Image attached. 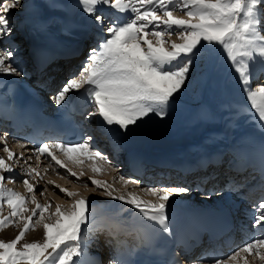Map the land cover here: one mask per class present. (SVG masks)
<instances>
[{"label": "snow or ice", "instance_id": "6c2138e0", "mask_svg": "<svg viewBox=\"0 0 264 264\" xmlns=\"http://www.w3.org/2000/svg\"><path fill=\"white\" fill-rule=\"evenodd\" d=\"M77 6L89 16H95L94 24L101 39L88 50L79 74H73L52 97L57 107L71 93L83 89L86 105L92 109L85 119L97 117L101 127L126 134L151 115L161 119L167 116L168 106L186 85L197 61L209 66L220 62L240 86L250 110L264 121V83H257L255 89L251 86L254 66L259 63L264 69V0H77ZM21 7L22 0H0V43L12 36L11 13ZM98 7L114 10L126 22L113 20L103 27L105 17L96 14ZM14 57L11 47L0 48V75H23L13 63ZM92 139L88 135L75 144L58 140L40 143L33 153L37 162L42 157L50 158L47 167L53 168L61 179L68 176L79 182L84 171L77 173L68 163L78 165L91 160L93 172L102 170L98 161L110 164L106 156L91 147ZM7 141L5 132L0 135L2 151L7 155V160L0 157V231L22 226L13 239H0V264H77L76 258L84 255L82 240L84 229L92 219L91 201L49 179L47 185L71 200L66 210L56 204L55 210L50 211L51 201L41 204L37 199L43 176L31 165L23 176L36 183L23 178L20 182L24 193L5 187V181L17 182L14 168L8 162L27 163L24 152L17 156ZM15 144L20 149L27 148L19 139ZM60 169L64 170L63 174ZM88 180L95 189H103L101 195L135 209V216L141 222H151L149 227L168 236L172 235L169 215L172 200L177 194L192 191L185 186L141 188L156 197V202H152L131 192L127 196L113 195L114 190L107 183L91 176ZM120 180L124 186L139 185V181L122 175ZM84 186L87 188L88 184ZM45 191H39V196H44ZM29 203L34 207L29 208ZM5 206L9 210L7 215L3 214ZM254 209L252 228L258 230L255 236L227 255L211 257L210 264H256L257 261L264 264V199ZM37 226L43 229L42 242H24L26 233ZM108 264L121 262L110 259ZM190 264H207V261L200 257Z\"/></svg>", "mask_w": 264, "mask_h": 264}, {"label": "rangeland", "instance_id": "374dc122", "mask_svg": "<svg viewBox=\"0 0 264 264\" xmlns=\"http://www.w3.org/2000/svg\"><path fill=\"white\" fill-rule=\"evenodd\" d=\"M74 1H77V0H59V2L56 3L52 7V5L56 1L54 2L53 0H41V3H39L40 5H33L32 6L31 12L35 15L36 10L38 8L42 7L43 10L48 11V12H59V13L65 14V8L67 7L66 5H68V7L72 8V9H74L72 4H67V3L74 2ZM25 3H27L29 5L27 7L28 9L26 7H24ZM32 3H34V4L38 3V0H22V7L20 9L14 10L11 13V24L13 25V28H14L13 33H19V30L22 27H24L26 16H27L26 20H28V17L30 18L29 13H27V15H25V14H26L27 10H29L30 4H32ZM75 13L77 16L81 17V14L78 11L75 10ZM176 14L182 15L181 12H177ZM83 17H84V20L86 19L88 24L94 22V19H95V16H89L88 14L86 16L84 14L82 16V18ZM92 17H93V19H92ZM37 18H39V17H37ZM82 18H80L81 21H82ZM32 19H34V18H32ZM52 19L56 20V22H58L60 24L63 22L62 16L58 15L56 13L52 14ZM64 19H65L64 26L67 27V31L74 32L76 30V27L78 28V26L71 27V25L69 23L70 20L66 19V14H65ZM36 22L41 23L39 21H36ZM69 27H71L72 29ZM71 30H74V31H71ZM80 35H81V33L76 34L75 38L79 37ZM173 37H175V36H173ZM173 37H172V39L175 40L176 37L175 38H173ZM255 66H254V70H253V83L251 85L254 89H255L257 83H264L263 82L264 81V79H263L264 78V73H263L264 69H262L261 66L259 67L258 64H256ZM228 87L233 89L234 93L231 90H230L231 91L230 92ZM232 94H234V95H232ZM241 98L244 99L243 103H242ZM173 101L175 103L173 102L172 105L170 103V105L168 106V110H169L168 113L170 112L169 114H171V115L167 114V116H165L163 119H161L157 116H155V117L150 116V117L146 118L143 122H141L139 127H132L133 130H135V131L133 132V135H131L132 136L131 139L140 138L141 140H144V142L147 143V141L149 139H152V137L156 138V133H157L158 139L154 140V141L160 142L158 140H161L164 142H171V141H173V139H170V137H172V135H174L177 132V130H172V128L176 129V127L178 126V127H180L179 130L186 131L185 126L187 124H185V126H184V124H181V120H182L183 116L185 114L190 113L187 115V120H189V118L191 116H194V118L196 119L197 115H195V114L197 113L200 115L199 117L202 118L201 119L202 122L196 124L193 127L190 135L177 136L174 138V141L181 139V138H189V139L182 140L179 143L174 144V145H170V146H172L174 149H177L181 143L186 144L187 142H192V141L202 142L204 138L199 137V135H196L199 131L203 132V131H206L209 129H216L220 126V124L221 125H227V127H229V126H231L232 120H233V122H232V126H233L235 123L234 122L235 118H232L231 113H234V112L236 113V111L239 112V110L242 108V106H245L248 104L246 102V97H245L244 93L242 92L240 86L237 84L236 80L233 79L231 74L228 72L226 65H224L220 62H217V63L213 64L212 66H209L204 61H197V63L193 66L186 85L177 95H175ZM170 106H172L174 108L177 106V108H176V110L171 111L172 107H170ZM247 107L249 108L250 105H248ZM247 107H246V109H247ZM244 111H245V109L243 108L242 112H244ZM202 113H203V115H202ZM225 115H227V118L225 117ZM237 118H238V116H237ZM230 119H232V120H230ZM187 120H186V122H187ZM169 121H171V122H169ZM259 121H261V120L259 119ZM190 123H191V121H190ZM261 124L264 125V121H261ZM210 126H214V127H210ZM226 129L229 130L228 128H226ZM139 131H142V133L139 134L138 133ZM178 134H181V132H179ZM137 136H138V138H137ZM190 137H192V138H190ZM154 141H149V143L154 142ZM137 142L139 143L140 141H137ZM211 142H214V141H211ZM218 144H220V143H218ZM0 156L5 158L4 152L2 153V155L0 154ZM10 164H12V163H10ZM17 166H19V165L17 164ZM17 166H16V168H17ZM25 166H28V162L25 163ZM15 171L21 175L18 178L23 177V173L21 174V172H19L18 170H15ZM16 172H14V173H16ZM45 175L47 177H50V178L42 179V180H44L43 181L44 183L41 181L42 184H40L38 187L37 199L39 200V202L41 204H44L48 201H51L52 207H51L50 211L53 210V207H54L53 205H56V204H60L62 206L64 205L65 208H67V205L69 203H71V200L65 198L64 196H57L58 193L55 192L56 189H54V187H52V188H49V186L47 187L45 184V181H47L51 178H54V176L52 175V173H50L48 171L45 172ZM97 176H100V177H98L100 181L104 180L105 183H107L108 185L111 186L110 190L119 191V193H121V194H127V193L131 192L133 194H136L142 200L144 199L145 201H156L155 197L151 196L150 194H147L144 191H141L140 188H137L133 185L132 186L131 185L124 186L121 183L122 181L117 180V178H112L111 174L108 177V179H109L108 181H106V179H104L103 176H105V174L103 172L99 173V175H97ZM101 178H102V180H101ZM56 179L57 180H54V181L57 184L61 185L62 187H65L67 189L71 188V185L67 186L68 185L67 183H64L62 185V182L59 181L60 179L59 178H56ZM20 181L21 180L17 181L16 183H8L7 181H5V187L12 188L14 191L24 193L23 187H22L23 185ZM58 182H60V183H58ZM67 182H69V181H67ZM76 186H77V184H75V186H74V191L78 192L79 195L84 194V192H86V190H89V189L91 191H94V193L91 194V198L94 197V199L97 202H100V206L94 207V209L100 210L101 213L106 212V208H107L108 204H111L114 201L107 196L101 195L103 190L95 189L94 186H92L91 184H89L88 187L85 189H84V187H85L84 185L81 187H79V186L76 187ZM45 189H48V190L45 191ZM39 191H45V195L39 196V194H38ZM186 200L188 201V199H186ZM105 201H108V202L105 203V205H104ZM121 206L122 207L119 209H122L126 205H121ZM28 207L32 208V204L29 203ZM7 211H8V209L5 206V208L3 210L4 214H7ZM21 226H22V224L19 225V227H17V225L10 226V230H12L13 232H18L19 228ZM85 230L86 229H84V232H85ZM30 231H32V230H30ZM27 233H26V235H27ZM101 237H102L101 234H97L96 228H91V230H89V231L87 230L83 235V239L85 238V240H87V241H88V239H89V241H91L93 239V244H94V242H98V239ZM94 246H92V247H94ZM92 247L89 246V249H88L89 252H92V250H91ZM93 249H95V248H93ZM77 264H78V262H77ZM88 264H91V263H88Z\"/></svg>", "mask_w": 264, "mask_h": 264}, {"label": "bare ground", "instance_id": "6f19581e", "mask_svg": "<svg viewBox=\"0 0 264 264\" xmlns=\"http://www.w3.org/2000/svg\"><path fill=\"white\" fill-rule=\"evenodd\" d=\"M55 3L52 5V7L56 4V3H58L59 2V0H53ZM75 2V3H74ZM74 2H69V3H67V4H72L73 5V7H74V9L76 10V11H78L80 14L82 13V10L80 9V7H78L77 6V1H74ZM29 5L27 4V3H25L24 4V7H28ZM67 7L65 8V14H66V19L67 20H70V25H71V27H76V26H78V22H80L81 20L79 19L80 17L79 16H77L76 15V13H75V10L74 9H72V8H70V7H68V5H66ZM25 8V9H26ZM28 9V8H27ZM55 13H59V12H55ZM108 14V12H102V15H107ZM13 15V14H12ZM33 17L32 16H30V18L28 17V21H32V20H34V19H32ZM13 26V25H12ZM71 27H69V28H71ZM79 29H80V27H78ZM24 29H25V25H24ZM72 29V28H71ZM71 31H74V30H71ZM98 31V30H97ZM68 32H70V31H68ZM98 32H100V31H98ZM24 33V32H23ZM81 33V32H80ZM78 34V33H77ZM80 37H83V35L81 34L79 37H77V38H80ZM72 38H75V36H73ZM173 38H175V37H173ZM26 40V39H25ZM75 61V60H74ZM77 64L79 65L80 64V62L78 61L77 62ZM258 64V66L260 67L261 65L259 64V63H257ZM67 67H69V64H67ZM256 67V66H255ZM62 70V67H60V66H58L57 65V67H55V69H54V71H55V78L53 79V81H56L57 79H59L60 77H62L61 76V73L63 72H61L60 70ZM263 73H264V70H263ZM5 76H3V75H0V83L4 80L3 78H4ZM263 78V77H262ZM261 78V79H262ZM264 79V78H263ZM264 82V81H263ZM173 103H171V105H172ZM246 106V105H245ZM244 106V107H245ZM170 107H172V106H170ZM174 109V107H172V109L171 110H173ZM242 109H243V107L239 110V112H237V114L238 113H241L242 112ZM247 109H248V107H247ZM169 111V110H168ZM206 113V112H205ZM236 113H234L233 114V117L232 118H235L234 120L236 121L238 118H237V115ZM188 115V114H187ZM187 115H185L184 117H183V120H181V124H189L190 123V121L191 120H194L195 118H194V116H191L190 118H189V120H187ZM202 115H203V113H202ZM151 117H155V115H151ZM225 117L227 118V115H225ZM258 118H259V116H258ZM186 120H187V122H186ZM230 120H232V119H230ZM232 122H233V120H232ZM232 122H231V126H230V128L232 127ZM235 124V123H234ZM244 127H246V124L245 123H242V125L240 126V128L236 131V133L238 132V131H240V129H242V128H244ZM224 128V127H223ZM234 129H235V127H233L232 128V131H234ZM172 130H174L173 128H172ZM257 130H260L259 132H258V134H253L252 135V137L251 138H249V139H254V137H258V138H260V133H263L264 132V127H262L261 129H259V128H257ZM102 131H104V132H106V133H108V134H110V135H113V133H112V130H109L108 129V127L106 128V131L105 130H103V129H98V132H102ZM231 131V130H230ZM229 132V131H228ZM227 132V133H228ZM129 133H131V131L129 132H127V136L124 138V137H122V138H119V141L120 142H123V141H129V139H128V136H129ZM139 134L140 133H142V131H139L138 132ZM159 133V132H158ZM133 135V134H132ZM137 135V134H136ZM118 135H113V137H114V139H116V137H117ZM142 136V135H141ZM140 136V137H141ZM135 138V137H134ZM137 138H138V136H137ZM137 140H141L140 138H138ZM216 140H218V139H216ZM143 141V140H142ZM236 141H240V140H236ZM130 143L129 144H134V143H138L137 141H129ZM219 143V141H214V142H208L207 144H212V145H215V146H220V145H224V146H228L229 148H232V139H231V141H228V138H226V140L224 141V143L223 144H218ZM158 146V145H157ZM168 149V148H167ZM162 150H164V149H162ZM168 150H170V151H173V150H171V149H168ZM167 153H172V152H170V151H167V150H165ZM2 153H3V151H2ZM5 154V160H7V155H6V153H4ZM2 155V154H1ZM1 157V156H0ZM25 157L26 156H24V159H25ZM32 160V159H31ZM17 162H20V161H17ZM12 165V164H11ZM19 165V164H18ZM71 168V167H70ZM115 169V171H113L112 169ZM74 171H76L77 173H79V170H81V171H84V173H85V175L83 176V178L84 179H82L81 180V178H80V181L78 182V181H76V178H73V177H68V176H65V178L64 179H61V177L60 176H58L57 174L56 175H53L54 176V178H51V180H57L56 178H59L60 180L59 181H61L62 182V185L64 184V183H67L66 185L67 186H69V185H71V188H68V190H70V191H74V186H75V184H77V186H79V187H81V186H83L85 183H87L88 185L89 184H91V182L88 180H86L87 178L86 177H89V176H91V177H93V178H95V179H98L99 180V178L98 177H100V176H97V175H99V173H104L105 174V176H103L104 177V179H106V181H108L109 179H108V177L110 176V174H111V177L112 178H116V176H124L125 178H127V179H132V178H128V176H129V172H128V170H127V168H126V166L125 165H118V166H113V164H107L106 166H104V170H101V171H99V172H96V173H92V174H90L86 169H84V167L83 166H81V165H79V166H77V167H75V168H72ZM14 172H16L15 170H14ZM15 175H16V177L18 178V177H20L21 175L20 174H18L17 172L16 173H14ZM22 174V173H21ZM88 174V175H87ZM56 177V178H55ZM106 177V178H105ZM111 178V179H112ZM43 179H45V178H43ZM101 180H102V178H101ZM165 180H168V182H170V184L169 185H173V184H175L176 182H177V180L176 179H173V177H171V176H168V177H166V178H164L163 179V181H165ZM42 181H44V180H42ZM67 181H69V182H67ZM104 181V180H103ZM29 182L30 183H34V181H32V180H29ZM105 182V181H104ZM58 183H60V182H58ZM122 183V182H121ZM39 184H42L40 181H39ZM45 184H46V186L48 187L49 185H47V181H45ZM123 184V183H122ZM23 185V184H22ZM76 186V187H77ZM132 186V185H131ZM23 187V186H22ZM21 187V188H22ZM53 186H49V188H52ZM86 187H84V189H85ZM98 190H100V189H98ZM101 190H103V189H101ZM23 191H24V187H23ZM55 192L56 193H58V195L57 196H63V194H61V193H59V190L58 189H56L55 190ZM94 193V191H91L90 189L89 190H86V192H84V194H80V197H88L89 198V200L91 201V206H92V209H93V213H92V219H91V222L85 227V232L88 230H91V228H96V231H97V234H101V236L104 234L103 233V229H102V226H103V224H104V222H105V220L108 218V215H109V213H107V211L109 210L111 213H113V214H116V215H118V216H120V217H125L124 215H126L131 209L129 208V206H124L122 209H117V207L115 206L116 204H119V205H125V204H122V202H120V201H113L111 204H108V206H107V208H106V212H102L101 213V211L100 210H95L94 209V207H99L100 206V202H97L95 199H94V197L93 198H91V194H93ZM113 194L114 195H124V196H127L128 195V193L127 194H121V193H119V191H113ZM136 195V194H135ZM137 196V195H136ZM183 197H182V199H183V201H187L186 199H188V200H190L191 199V196H188V195H186V194H184V195H182ZM173 200H175V198L173 199ZM112 201V200H111ZM54 207H53V210L52 211H54L55 210V205H53ZM68 206V205H67ZM32 207H34V205H32ZM63 207L65 208V206L63 205ZM102 207V206H101ZM122 207V206H121ZM67 208H65V210H66ZM9 211V210H8ZM8 211H7V213H8ZM104 211V210H103ZM108 211V212H109ZM3 214H4V212H3ZM47 214V213H46ZM4 215H7V214H4ZM17 227H19V225H17ZM19 232V231H18ZM18 232H13L12 230H10V227H8L7 229H5V230H3V231H0V239H3V240H10V239H13L17 234H18ZM84 232V233H85ZM95 233V232H94ZM86 238V237H85ZM85 238L82 240V243L84 244V255L82 256V257H78V258H76L77 259V262H78V264H88V263H96V264H103L104 262L102 261V262H100L101 260H102V257H100V256H98L96 253H95V249H94V252H93V255L92 254H89V252H87V249H89V246L91 245V246H96L97 245V242H94V244H93V239L91 240V241H89V239H88V241L87 240H85ZM95 239V238H94ZM101 238H99L98 239V241L100 240ZM36 240H39V241H41L42 242V240H43V229H42V227H39V226H37L36 228H35V230H32V231H30V232H28L27 233V235L25 236V241L24 242H32V241H36ZM95 246L93 247V248H95Z\"/></svg>", "mask_w": 264, "mask_h": 264}]
</instances>
